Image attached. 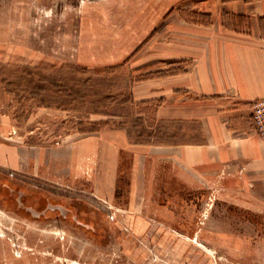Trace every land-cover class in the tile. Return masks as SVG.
I'll list each match as a JSON object with an SVG mask.
<instances>
[{"label": "rangeland", "instance_id": "obj_1", "mask_svg": "<svg viewBox=\"0 0 264 264\" xmlns=\"http://www.w3.org/2000/svg\"><path fill=\"white\" fill-rule=\"evenodd\" d=\"M259 4L0 0V177L67 199L76 218L32 217L0 187V264H264V204L231 196L223 206L213 181L199 198L172 178L136 187L128 156L110 144L115 132L187 142L184 127L158 123L156 101H134L133 87L162 77L191 31L247 32L256 17L240 7ZM89 140V153L64 162L68 146Z\"/></svg>", "mask_w": 264, "mask_h": 264}, {"label": "crops", "instance_id": "obj_2", "mask_svg": "<svg viewBox=\"0 0 264 264\" xmlns=\"http://www.w3.org/2000/svg\"><path fill=\"white\" fill-rule=\"evenodd\" d=\"M257 6L240 7V14L256 17L249 20L247 32L223 25L224 30L210 25L202 27L205 33L191 31L193 36L185 38L189 46L173 58L164 57L162 77L133 87L135 102L156 101L158 123L184 127L188 139L174 140L180 129L174 141L153 144L115 132L110 144L128 156L134 186H154L160 179L164 187L172 178L181 189H197L193 192L199 198L205 196L199 188L213 181L227 199L223 206L231 205V196L235 203L264 204V140L251 117L252 103L264 98V5ZM91 142L68 146L64 162L89 153ZM0 187L16 195L24 209L42 211L47 203H67L19 179L0 177ZM133 219V229L141 231L140 218Z\"/></svg>", "mask_w": 264, "mask_h": 264}, {"label": "water", "instance_id": "obj_3", "mask_svg": "<svg viewBox=\"0 0 264 264\" xmlns=\"http://www.w3.org/2000/svg\"><path fill=\"white\" fill-rule=\"evenodd\" d=\"M17 203L19 204L20 207H22L21 203H20V199H17ZM24 210L28 211L31 214V216L35 217V218L44 217L45 213L47 211H51V212L57 211L59 214V217H58L59 219L54 218V219H56L55 221H61V218H66L67 213H69L71 215L70 220H73V221L76 220L75 212L72 209H70L69 207H67L66 203H62V202H60V203H47L46 207L42 211H37V210L32 209V208H26ZM44 218L47 221L51 220V219H48L46 217H44ZM77 223H78V221H77ZM83 226L86 227V225H84V224H83Z\"/></svg>", "mask_w": 264, "mask_h": 264}, {"label": "built area", "instance_id": "obj_4", "mask_svg": "<svg viewBox=\"0 0 264 264\" xmlns=\"http://www.w3.org/2000/svg\"><path fill=\"white\" fill-rule=\"evenodd\" d=\"M252 121L258 135L264 140V98L252 103Z\"/></svg>", "mask_w": 264, "mask_h": 264}, {"label": "flooded vegetation", "instance_id": "obj_5", "mask_svg": "<svg viewBox=\"0 0 264 264\" xmlns=\"http://www.w3.org/2000/svg\"><path fill=\"white\" fill-rule=\"evenodd\" d=\"M51 211H47L46 213H45V216L44 217H46V218H48V219H54V217L53 216H51V215H49L48 213H50ZM51 213H58L57 211H54V212H51ZM67 216H70V214L69 213H67ZM43 217V219H45ZM42 218V217H41ZM86 220L88 219L87 217H84ZM64 220H66V218H61V221H63L64 222ZM89 220V219H88ZM57 222H59V221H57ZM86 224H88V225H90V223H88V222H85L84 223V225H86ZM81 226H83V223L81 222ZM85 228H87V226L85 227ZM85 228H81V230H86ZM90 228V227H89ZM91 230H93V228L91 229Z\"/></svg>", "mask_w": 264, "mask_h": 264}]
</instances>
